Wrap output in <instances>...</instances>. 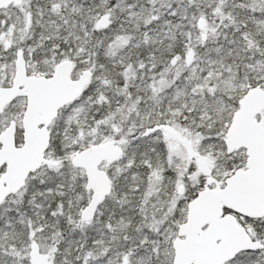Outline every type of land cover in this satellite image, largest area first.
Listing matches in <instances>:
<instances>
[{
	"label": "snow or ice",
	"instance_id": "1",
	"mask_svg": "<svg viewBox=\"0 0 264 264\" xmlns=\"http://www.w3.org/2000/svg\"><path fill=\"white\" fill-rule=\"evenodd\" d=\"M0 264H264V0H0Z\"/></svg>",
	"mask_w": 264,
	"mask_h": 264
}]
</instances>
